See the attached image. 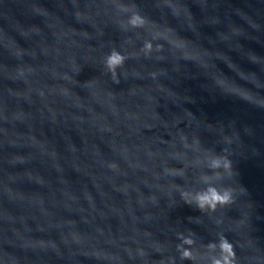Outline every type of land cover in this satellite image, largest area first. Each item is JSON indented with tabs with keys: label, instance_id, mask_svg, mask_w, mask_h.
<instances>
[{
	"label": "water",
	"instance_id": "water-1",
	"mask_svg": "<svg viewBox=\"0 0 264 264\" xmlns=\"http://www.w3.org/2000/svg\"><path fill=\"white\" fill-rule=\"evenodd\" d=\"M216 261L264 264V0H0V264Z\"/></svg>",
	"mask_w": 264,
	"mask_h": 264
},
{
	"label": "clouds",
	"instance_id": "clouds-1",
	"mask_svg": "<svg viewBox=\"0 0 264 264\" xmlns=\"http://www.w3.org/2000/svg\"><path fill=\"white\" fill-rule=\"evenodd\" d=\"M120 60V58L118 56H116L115 54H113V56L109 57V66H113L115 63H118ZM182 195H187V194H182ZM226 196H219L215 193V191L210 190V194L205 193V194H197V201L199 203V207L203 208L205 206V204H208L211 207L215 206V202L216 201H220L223 202L224 200H226ZM222 247L224 248H230V245H228L226 242L222 245ZM185 256L188 255L187 251H185L184 253ZM215 264H219V261H216Z\"/></svg>",
	"mask_w": 264,
	"mask_h": 264
}]
</instances>
